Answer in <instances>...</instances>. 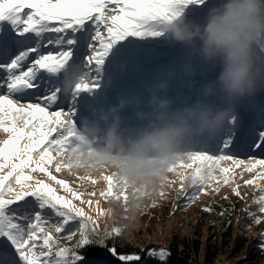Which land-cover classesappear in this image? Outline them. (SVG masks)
Segmentation results:
<instances>
[{
	"label": "rangeland",
	"instance_id": "374dc122",
	"mask_svg": "<svg viewBox=\"0 0 264 264\" xmlns=\"http://www.w3.org/2000/svg\"><path fill=\"white\" fill-rule=\"evenodd\" d=\"M236 1L209 0L203 14H197L194 5H177L166 18L146 20L142 30L149 35L144 38H115L104 29L87 50L76 46L71 54L61 56L49 82L66 98L68 110L61 125V149L45 166L83 193V199L97 202L92 207L83 205L85 222L94 226L97 240L107 245L126 232L139 249L136 254H144L147 261L155 259L147 256L149 248L169 250L176 240L192 250L195 242L199 244L198 264H264L260 247L264 178L260 168L244 172L235 167L240 158H249L245 167L254 157L264 158V146H250L264 130V0H258L257 19L262 26L250 36L245 33L252 44L253 68L252 86L243 95L225 90L220 76L227 66V53L211 50L210 55L206 43V29L213 20L247 3ZM2 17L0 11V23H6ZM177 28L194 35L179 40ZM153 32L158 35H150ZM55 36L46 33L44 43ZM50 49L59 50L51 45L42 50ZM215 61H219V74L212 77L204 65ZM0 94H6V88L0 87ZM147 131L151 133L143 138L141 133ZM241 131L244 137L236 157L212 151L214 144L229 134L240 136ZM6 138L0 130V140ZM146 139L154 145L142 147ZM97 159L102 163L100 171V166L95 167ZM57 164L60 172L55 170ZM25 173L48 181L46 174L31 173L30 168ZM104 191L109 195L103 198ZM92 192L96 195L89 196ZM193 193L199 195L191 199ZM28 201L33 198L11 207L31 216L38 206ZM227 206L232 211L235 206L234 214L227 215ZM257 220L261 222L256 224ZM106 233L111 235L106 238ZM53 235L59 237L53 252L76 250L78 235L71 240L65 238L67 230ZM43 247L37 244V256ZM102 250L103 258L85 257L81 264H119L107 246ZM8 258L0 250V259Z\"/></svg>",
	"mask_w": 264,
	"mask_h": 264
},
{
	"label": "snow or ice",
	"instance_id": "6c2138e0",
	"mask_svg": "<svg viewBox=\"0 0 264 264\" xmlns=\"http://www.w3.org/2000/svg\"><path fill=\"white\" fill-rule=\"evenodd\" d=\"M184 4L194 5L197 14L209 9V0H0V11L6 21L0 23V73L3 74L0 87L6 88V94H0V130L7 134L6 139L0 140V250L9 257L0 259V264H81L85 260L81 250L98 242L94 226L85 222L83 206L92 207L97 202L83 199V193L71 187L68 181L58 179L45 166L53 162V153L61 149V125L64 112L68 110L66 98L49 82L61 56L65 52L71 54L76 46L87 50L94 36L104 29L115 38H144L149 35L142 30L146 20L166 18L177 5ZM46 33L56 36L44 43ZM50 45L59 50H42ZM204 67L212 77L219 74V61ZM17 95L21 98H14ZM9 119L11 122L6 123ZM235 122L233 118V124ZM241 128H246V124ZM243 137L244 131L240 136L229 134L214 144L212 151L236 157L234 153L241 148ZM250 146L254 149L264 146V130L258 132V139ZM254 158L247 167L244 162L249 158H240L235 167L244 172L260 168L259 175L264 178V158ZM6 168L10 170L5 172ZM26 168H30L31 173L46 174L48 181L26 174ZM55 170L60 172L61 166L57 164ZM227 171L231 173L232 169ZM244 172L240 173L241 177ZM225 180V184L229 183L227 176ZM100 195L104 198L109 192ZM198 195L191 194V199ZM236 195H240L238 188ZM29 197L38 206L31 216L11 207ZM46 212L57 220L47 219ZM260 212L264 213V208ZM66 230L68 240L79 236L76 250L60 248L53 252L55 241L59 239L53 234ZM115 231L119 234L120 229ZM110 235L105 234L106 238ZM38 243L44 246L39 256L36 255ZM260 247L264 249V236ZM108 251L121 264H138L143 259L140 254H121L115 246ZM170 255V251L162 247L147 250V256L157 259L159 264H167ZM50 257L57 259L49 260Z\"/></svg>",
	"mask_w": 264,
	"mask_h": 264
},
{
	"label": "clouds",
	"instance_id": "9594fccd",
	"mask_svg": "<svg viewBox=\"0 0 264 264\" xmlns=\"http://www.w3.org/2000/svg\"><path fill=\"white\" fill-rule=\"evenodd\" d=\"M258 12V0H247L245 5L233 9L227 17L213 20L206 29L210 55L214 54L211 50L227 53V66L220 80L230 93L243 95L252 86V44L250 39H245V33L250 36L262 26L257 19ZM192 35L194 34L183 29H176L179 40L190 39ZM96 246L106 247L105 241L99 239Z\"/></svg>",
	"mask_w": 264,
	"mask_h": 264
},
{
	"label": "trees",
	"instance_id": "16d2710c",
	"mask_svg": "<svg viewBox=\"0 0 264 264\" xmlns=\"http://www.w3.org/2000/svg\"><path fill=\"white\" fill-rule=\"evenodd\" d=\"M243 1V0H237ZM230 9L225 11V15L229 14ZM227 215H229L232 211L230 206L225 208ZM234 214V212L232 213ZM108 241L107 250L109 247L115 246L119 253L121 254H136L139 249L134 246L132 241L130 240V236L126 232H122L120 235L116 236L113 242ZM195 250H192L190 246H186L185 242H178L176 240L170 243L169 251L171 253L167 264H198L197 259L195 258L200 252V246L197 242L194 244ZM110 253V252H109ZM81 254L85 255L87 259H100L105 256V253L102 250V247L98 246H90L89 248L81 250ZM142 257L144 254L141 255ZM214 258L209 255V262H213ZM121 264V262H118ZM138 264H159L158 260L151 259L149 261L146 260L144 256L143 259L138 262Z\"/></svg>",
	"mask_w": 264,
	"mask_h": 264
},
{
	"label": "bare ground",
	"instance_id": "6f19581e",
	"mask_svg": "<svg viewBox=\"0 0 264 264\" xmlns=\"http://www.w3.org/2000/svg\"><path fill=\"white\" fill-rule=\"evenodd\" d=\"M149 128V127H148ZM147 133H151L150 131L148 132H144V133H141V136L144 138V136L147 134ZM153 135V134H152ZM143 144H142V147H149V146H152V145H154V142L153 141H148L147 139L146 140H144L143 142H142ZM107 147H109V145L107 146ZM99 161L100 160H98L97 159V161L95 162V167H99L98 168V170L100 171V170H102L103 169V167H102V163H100V164H98L99 163ZM104 168H107V167H104Z\"/></svg>",
	"mask_w": 264,
	"mask_h": 264
}]
</instances>
